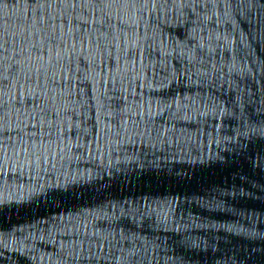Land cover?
<instances>
[{"label":"water","instance_id":"water-1","mask_svg":"<svg viewBox=\"0 0 264 264\" xmlns=\"http://www.w3.org/2000/svg\"><path fill=\"white\" fill-rule=\"evenodd\" d=\"M76 2L0 0V264H264V0Z\"/></svg>","mask_w":264,"mask_h":264},{"label":"snow or ice","instance_id":"snow-or-ice-1","mask_svg":"<svg viewBox=\"0 0 264 264\" xmlns=\"http://www.w3.org/2000/svg\"><path fill=\"white\" fill-rule=\"evenodd\" d=\"M64 2H66V0H64ZM80 0H77L76 3H74V7L77 6V3H79ZM85 2H95V3H98V4H103L104 3V0H85ZM113 2H118V0H113ZM144 3L147 5V4H151L153 8L156 7L157 5V0H144ZM161 3L163 4H167L168 3V0H161ZM49 7L51 6V4L49 3L48 5ZM54 27V25H53ZM75 58V56L73 57V59ZM72 62L73 60L70 59L69 63H68V66H67V71L69 73H74V72H77V69H74L72 68ZM61 71H65V66L63 64H61ZM86 67L88 68H91V67H94V64L93 65H86ZM82 79H87V77H82ZM0 83H2V81H0ZM53 83H55L54 79H53ZM65 83H67V80H65ZM103 107V104H101V108ZM40 111L46 116L47 115V109L41 107Z\"/></svg>","mask_w":264,"mask_h":264}]
</instances>
